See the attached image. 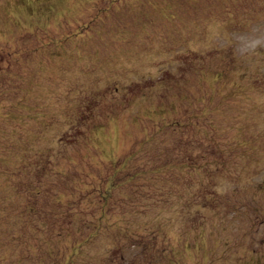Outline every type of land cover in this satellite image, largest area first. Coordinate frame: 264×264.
I'll return each instance as SVG.
<instances>
[{"label":"rangeland","instance_id":"rangeland-1","mask_svg":"<svg viewBox=\"0 0 264 264\" xmlns=\"http://www.w3.org/2000/svg\"><path fill=\"white\" fill-rule=\"evenodd\" d=\"M0 264H264V0H0Z\"/></svg>","mask_w":264,"mask_h":264}]
</instances>
